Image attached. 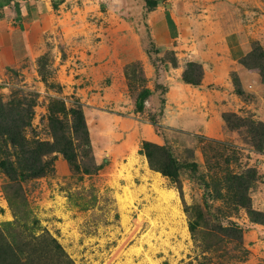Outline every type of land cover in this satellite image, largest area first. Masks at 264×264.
Instances as JSON below:
<instances>
[{
    "label": "rangeland",
    "instance_id": "374dc122",
    "mask_svg": "<svg viewBox=\"0 0 264 264\" xmlns=\"http://www.w3.org/2000/svg\"><path fill=\"white\" fill-rule=\"evenodd\" d=\"M62 1L71 22L39 30L30 77L13 67L0 84L3 236L52 235L71 264H264V9H248L247 55L228 64L157 46L147 0Z\"/></svg>",
    "mask_w": 264,
    "mask_h": 264
},
{
    "label": "crops",
    "instance_id": "0c3cea01",
    "mask_svg": "<svg viewBox=\"0 0 264 264\" xmlns=\"http://www.w3.org/2000/svg\"><path fill=\"white\" fill-rule=\"evenodd\" d=\"M60 1L62 0H12L0 7V84L5 83L7 69L13 67L21 77H30L31 53L35 45L33 42L38 40L40 29L44 32L50 30L58 16L62 17L63 23L71 22L67 18L68 11L56 15L55 10L63 11L64 1ZM54 2H58L57 7H54ZM162 4L166 7L158 17L157 12L162 9ZM201 8L209 10L205 13L201 12ZM249 8L262 13L264 0H159L150 13L151 34L159 47L167 48L169 44L176 43L183 45L188 53V49L194 46L200 57L202 54L205 57L212 49L211 62L226 59L228 64H235L237 61L241 62L249 49L246 42V29H252ZM203 15L207 17V21L201 25L203 22L199 18ZM76 16L73 19L77 20L82 14L78 13ZM16 22L20 24L17 25ZM191 40L195 42L189 43ZM199 41L206 42L204 50L196 47L201 46ZM206 59L209 60L207 57ZM2 90L0 86V92Z\"/></svg>",
    "mask_w": 264,
    "mask_h": 264
},
{
    "label": "trees",
    "instance_id": "16d2710c",
    "mask_svg": "<svg viewBox=\"0 0 264 264\" xmlns=\"http://www.w3.org/2000/svg\"><path fill=\"white\" fill-rule=\"evenodd\" d=\"M11 1L12 0H0V7L9 4ZM158 2L159 0H147L149 7L156 6ZM53 5L54 7H57L58 2H54ZM15 125L16 123L13 125L14 128ZM19 128L21 127L18 125L16 127L17 132H19ZM73 129L78 137L82 131L87 130L83 113L79 111L78 117L75 118ZM13 130L14 129H12L11 132ZM62 138V136L57 137L55 143H59L60 139ZM19 144L21 147H23V143L19 142ZM50 145L51 144L49 143L42 142L39 144L38 149L29 151V153L32 155L29 156L28 159L34 161V163L29 165L31 170L34 171L42 167L41 162L40 165H37L35 162L39 160V155L48 153L49 150L51 151V149H47V147ZM60 148V150L70 158V152H68L65 147ZM141 151L146 153L153 167L161 170L165 175L170 176L174 181L176 180L175 182L178 181L177 165L175 164L173 158H171V156L165 152V149L162 146L145 141L141 146ZM39 172L41 174L43 170ZM253 213L256 214L257 212L253 211ZM255 218V220H259L257 217ZM260 221L264 222L262 220ZM3 235L4 234L0 232V264H71V261L68 260L65 250L52 235L41 234L38 236H31V239L25 238L18 243H13Z\"/></svg>",
    "mask_w": 264,
    "mask_h": 264
},
{
    "label": "bare ground",
    "instance_id": "6f19581e",
    "mask_svg": "<svg viewBox=\"0 0 264 264\" xmlns=\"http://www.w3.org/2000/svg\"><path fill=\"white\" fill-rule=\"evenodd\" d=\"M157 176V175H156ZM158 177H160L159 175H158ZM160 179V178H159ZM170 194V193H169ZM168 195V194H167ZM171 195V194H170ZM124 201V200H123ZM126 205V204H125ZM127 206V205H126Z\"/></svg>",
    "mask_w": 264,
    "mask_h": 264
}]
</instances>
